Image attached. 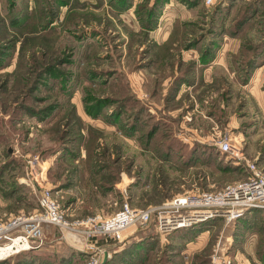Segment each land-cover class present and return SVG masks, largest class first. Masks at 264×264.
Listing matches in <instances>:
<instances>
[{
	"label": "rangeland",
	"instance_id": "obj_1",
	"mask_svg": "<svg viewBox=\"0 0 264 264\" xmlns=\"http://www.w3.org/2000/svg\"><path fill=\"white\" fill-rule=\"evenodd\" d=\"M192 1L0 0V219L38 206L21 182L35 158L71 221L218 191L251 163L264 172V0ZM140 7L145 19L153 7L152 27ZM180 71L191 80L175 86ZM226 134L237 155L215 144ZM216 218L194 241L139 225L105 264H212L218 245L233 264H264V218ZM54 228L42 264H85L82 244ZM20 255L0 264H28Z\"/></svg>",
	"mask_w": 264,
	"mask_h": 264
},
{
	"label": "built area",
	"instance_id": "obj_2",
	"mask_svg": "<svg viewBox=\"0 0 264 264\" xmlns=\"http://www.w3.org/2000/svg\"><path fill=\"white\" fill-rule=\"evenodd\" d=\"M205 2L211 5L214 0ZM214 141L223 153H239L235 139L229 134L218 136ZM248 168L250 173L244 180L218 191H186L165 204L147 208L134 207L124 201L118 211L105 218L93 215L71 221L55 198V192L45 184L43 164L37 158L32 159L26 182L40 193L39 204L31 213L0 219V259L44 247L45 230L52 226L68 235L73 244H82L78 250L86 253L85 264H102L106 250L92 240L98 235L120 242L139 225L152 224L160 236L166 237L175 230L216 217L231 223L249 210L264 209V172L255 163ZM233 263V258L218 245L212 255V264Z\"/></svg>",
	"mask_w": 264,
	"mask_h": 264
},
{
	"label": "trees",
	"instance_id": "obj_3",
	"mask_svg": "<svg viewBox=\"0 0 264 264\" xmlns=\"http://www.w3.org/2000/svg\"><path fill=\"white\" fill-rule=\"evenodd\" d=\"M130 3L128 2V0H117V4H119V8L121 10H123L124 8H128L129 5H130ZM154 3H155L154 6H161V5H163L164 2H163V0H154ZM192 3H193V6H196L198 4V0L192 1ZM152 8L150 9L151 10V13H150V15H149V17L147 19H145V17H144V15H145L144 7H140V9L138 11V14H140V16H141V22H142V24H144V25H146L148 27H152L155 24L153 22V20L157 17V14H156V16L151 15V14H153ZM159 12H161V11H159ZM213 16H214L215 19H217V17H216L217 14L216 15H213ZM245 22H246V19H243L242 21H240L239 24H244ZM199 43H201V42H199ZM184 46L182 45L183 48H187L188 49L192 45H190V46H187L186 45L185 47ZM260 48H261V46H259L256 50H259ZM175 50H176L175 48L169 49L167 47H161V52H164V53L170 52V51L173 52ZM208 53H209V51L207 49H205V52L203 53L204 54L203 59H202V56H201V64H203V66L208 65V62H209V59H210L208 57ZM160 61H162V58H161ZM181 71H182V69H181ZM181 71L179 72L178 75L175 76V81L173 82V84L175 86H177L178 84L181 85L186 80H191L190 74H188V72H185V74H184ZM123 98H125V97H122L119 101H122ZM107 101L108 100H106L105 103ZM119 101H117V102H119ZM105 106H107V104H105ZM134 120H135L134 122H138L140 120L139 117H138V114L134 117ZM155 126H156L155 128H158L159 124H156ZM167 127L168 126H165V128H167ZM131 128H134V130H137L134 125H132ZM155 128L151 129L152 133L154 132ZM149 136H150V132H149ZM195 148H197V147L195 146ZM243 217L247 218L250 221L252 220L251 221V225L253 227V226H255L257 220H261L262 218H264V209H253V210H249V211H247L244 214ZM242 218H240L239 221L242 220ZM208 222H210V221L198 223V224H196V225H194V226H192L190 228H181V229H178L171 236H174L175 235V237H176V234L177 235L180 234V235L183 236V238L186 237V239L194 241L204 230H207L208 229V228H206L207 226H209L208 225ZM186 239H182V242L185 241ZM182 242H180V243H182ZM38 252L39 251L37 249H32V250L20 252V253L16 254L15 256L17 257L20 254H21L20 256H22V255L26 256L27 255L26 257H28V259H29L28 264L48 263L45 260H43V256H41V254H37ZM78 252H79L78 253L79 254L78 256H80L82 258H85V255H86L85 252L80 251V250ZM138 258H140V257L137 256L136 259H138ZM156 262H157V264H165V263H169L170 262V259L167 256H161L158 259V261H156ZM20 264H24V263L21 262Z\"/></svg>",
	"mask_w": 264,
	"mask_h": 264
},
{
	"label": "crops",
	"instance_id": "obj_4",
	"mask_svg": "<svg viewBox=\"0 0 264 264\" xmlns=\"http://www.w3.org/2000/svg\"><path fill=\"white\" fill-rule=\"evenodd\" d=\"M154 1V0H153ZM165 4V3H164ZM161 11V10H160ZM164 12V11H163ZM164 14H166V13H163V15ZM141 49H143V47H141ZM138 71H140L143 75H145L144 73H143V71L140 69V70H138ZM133 76V75H132ZM140 79H143L142 77H140L139 75H137ZM152 76H154V74L152 75ZM26 177L25 176H22L21 177V182L23 181L29 188H33L31 185H29L27 182H26ZM33 190H34V188H33ZM35 191V190H34ZM123 203V202H122ZM122 203H121V205H122ZM131 204L134 206V207H138V206H135V204L133 203V202H131ZM121 205H120V207H121ZM158 205V204H157ZM157 205H151V206H157ZM160 205V204H159ZM140 208V207H139ZM115 213V212H114ZM113 214V213H112ZM97 215H101L103 218H105V217H107V216H109V215H111V214H108V215H105V216H103L102 214H100V213H98ZM55 229V231L58 229V228H54ZM132 233V231L130 232V234ZM204 233V232H203ZM202 233V234H203ZM130 234H128L127 236H126V238L123 240V241H118L119 243H120V247L119 248H121L122 246L121 245H123L124 247L123 248H125V247H127V246H131V245H133L134 243H132V242H134V241H131V237H130ZM101 238V237H100ZM92 240H94V241H97V243L99 244V245H101V246H103L104 248H105V250H106V253L108 254V257H111L112 256V252H114V250H115V245L113 244V240H112V238H109V237H107V236H103L102 237V240H99L98 238H94L93 237V239ZM103 240H105V241H103ZM104 243V244H103ZM110 244H113V245H110ZM115 246V247H114ZM138 253V252H137ZM136 255H138V254H136Z\"/></svg>",
	"mask_w": 264,
	"mask_h": 264
},
{
	"label": "water",
	"instance_id": "obj_5",
	"mask_svg": "<svg viewBox=\"0 0 264 264\" xmlns=\"http://www.w3.org/2000/svg\"><path fill=\"white\" fill-rule=\"evenodd\" d=\"M107 260H108V254L106 253V255H105V257H104V261H103L102 264H105V263L107 262Z\"/></svg>",
	"mask_w": 264,
	"mask_h": 264
},
{
	"label": "bare ground",
	"instance_id": "obj_6",
	"mask_svg": "<svg viewBox=\"0 0 264 264\" xmlns=\"http://www.w3.org/2000/svg\"><path fill=\"white\" fill-rule=\"evenodd\" d=\"M67 239V238H66ZM80 246V245H79Z\"/></svg>",
	"mask_w": 264,
	"mask_h": 264
}]
</instances>
